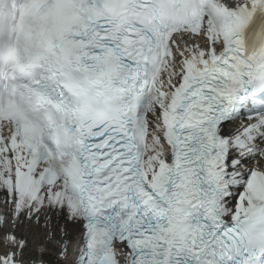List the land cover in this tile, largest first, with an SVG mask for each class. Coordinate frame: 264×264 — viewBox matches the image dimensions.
<instances>
[{
	"label": "snow or ice",
	"instance_id": "obj_1",
	"mask_svg": "<svg viewBox=\"0 0 264 264\" xmlns=\"http://www.w3.org/2000/svg\"><path fill=\"white\" fill-rule=\"evenodd\" d=\"M0 264H264V0H0Z\"/></svg>",
	"mask_w": 264,
	"mask_h": 264
}]
</instances>
